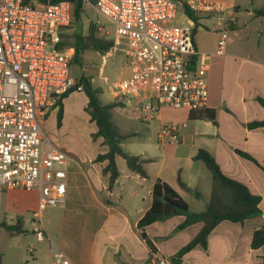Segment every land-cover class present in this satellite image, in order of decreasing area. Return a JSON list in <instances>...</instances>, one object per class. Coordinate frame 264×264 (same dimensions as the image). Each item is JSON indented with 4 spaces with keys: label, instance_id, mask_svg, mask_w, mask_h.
<instances>
[{
    "label": "crops",
    "instance_id": "crops-1",
    "mask_svg": "<svg viewBox=\"0 0 264 264\" xmlns=\"http://www.w3.org/2000/svg\"><path fill=\"white\" fill-rule=\"evenodd\" d=\"M205 1L223 2L228 7L226 15L234 14L237 18L229 32L231 37L229 35L224 55L216 53L217 15H199V27L194 35L197 52L205 56L209 64L207 109L215 111L216 123L191 119L190 113L185 110H161L158 117L151 121L156 123L157 132L162 124H177L180 126L181 141L178 144L158 143L160 148L155 154L149 156L145 152L138 155L151 161L145 165L146 179L133 172L148 183L147 197H142L140 202L133 201L132 207H137L135 209L129 208L122 196L112 199L114 192L106 191L108 175V184L102 179L91 182L87 177L85 183L81 177V166H69L65 203L54 207L60 209L57 218L55 216L58 228L52 234L48 230L46 232L50 239L51 235L58 239L59 243L55 245L73 264H147L149 261L151 264L153 254L140 239L136 226L151 206L152 187L160 179L178 192L190 211H204L211 196L212 174L203 161L195 160L200 150L209 152L226 176L258 195L261 198L259 207L264 212V127L248 128L250 123L264 121V108L257 101L258 97L264 99V18L255 15L258 9L246 8L247 16L258 20L257 26H254L253 19L240 23L238 15L242 5L235 0ZM185 17V21L179 25L194 24ZM67 100L68 97L63 100L65 116ZM50 111H58V108ZM97 141L106 147L102 149V154L106 153L107 146L102 144L101 139ZM237 151L248 153L260 166L241 157ZM97 164L103 172L106 162ZM179 176L188 188L200 193L201 198L184 190L179 184ZM34 192L36 194L0 189L1 230H7L5 226H18L23 233L32 232L31 219L39 197V193ZM134 197L138 198V194ZM184 220V216H175L145 228L156 248L154 255L157 258L174 256L203 227L202 223H197L172 234ZM262 227L264 215L247 219L244 223L224 221L210 234L207 248L197 246L183 257L181 264H261L264 246L253 249L251 242L253 233ZM15 235L18 234H9L12 239ZM167 236L170 237L163 239ZM4 261L0 264H4ZM48 263L49 247L43 261V264Z\"/></svg>",
    "mask_w": 264,
    "mask_h": 264
},
{
    "label": "built area",
    "instance_id": "built-area-1",
    "mask_svg": "<svg viewBox=\"0 0 264 264\" xmlns=\"http://www.w3.org/2000/svg\"><path fill=\"white\" fill-rule=\"evenodd\" d=\"M184 3L196 15H217L216 53L224 55L236 16L226 15L223 2ZM92 5L114 27L112 36L107 26L94 21V34L112 41L109 52L123 54L131 70L112 85L114 101L130 105L144 123L164 108L207 109L209 64L195 48L194 24H174L179 2L96 0ZM72 17L70 0H0V189L39 193L32 234L49 243L48 264H73L43 223L45 209L65 203L70 157L49 141L39 120L63 95L84 92L72 73L75 48L64 44ZM157 140L178 144L180 126L162 124ZM151 264L175 263L153 254Z\"/></svg>",
    "mask_w": 264,
    "mask_h": 264
},
{
    "label": "rangeland",
    "instance_id": "rangeland-1",
    "mask_svg": "<svg viewBox=\"0 0 264 264\" xmlns=\"http://www.w3.org/2000/svg\"><path fill=\"white\" fill-rule=\"evenodd\" d=\"M235 1L242 5V9L238 15L239 22L242 23L249 19H253L255 21L254 26L256 27L258 20L247 16L246 8L263 9L264 0ZM185 16L183 9L179 8L178 18L174 24L179 25L184 22L186 19ZM97 20L107 26L113 36L114 27L104 17L98 15L92 4L87 3L85 4L81 21L72 24L68 29L67 35L64 38L65 46L67 48L74 47V34H80L87 39L90 35L92 23ZM229 35L231 37V34ZM94 36L98 39H103V36L96 35V33ZM72 73L77 79H80L82 76L89 78L93 87L100 90V102L102 104H108L114 101L111 90L112 85L115 82L128 78L131 74V70L126 62L125 56L120 52H102L101 50L89 48L80 56L79 62L74 61ZM86 106V94L84 92H73L68 96L67 115H63L60 127L57 121L58 111H48L44 117H39V120L49 141L55 147L67 153L70 157L69 166H75V164L81 166V177L85 183H87V177L91 182L95 179L96 181L102 179L105 184H108L107 175H105L98 164L94 162L96 157L102 154V149L106 147L101 146L98 141H94L92 138V135L96 132V126L90 121V117L85 111ZM112 119L121 134L135 133L134 136L128 138L123 145L126 152L135 156L142 153L145 154L146 152L151 156L160 148L157 142L156 123H142L136 118L130 105L124 108H115L112 111ZM118 166L120 178L112 191L114 192L112 199L114 200L122 196L125 202H128L129 208L135 209L137 207H132L133 201L140 202L142 197L146 199L148 183L144 182L136 174H133V172L127 168L122 158L118 159ZM82 187L83 185L81 183V190ZM106 191L102 192L107 194ZM33 193L35 192L33 191ZM136 194H138V198L134 197ZM59 211L60 209L58 208L54 209V207H49L43 212L45 228L50 233L52 231L55 232L58 228L56 218ZM9 234L10 232L8 230L0 229V256L1 260H5L4 264H43L49 247L47 241L38 242L30 231L15 235L14 239L10 238ZM51 240L54 244L59 243L54 235H51ZM108 241L110 242L109 238ZM112 242H114V240ZM29 247L32 248L34 251L33 253L29 252ZM118 264L123 263L119 262Z\"/></svg>",
    "mask_w": 264,
    "mask_h": 264
},
{
    "label": "trees",
    "instance_id": "trees-1",
    "mask_svg": "<svg viewBox=\"0 0 264 264\" xmlns=\"http://www.w3.org/2000/svg\"><path fill=\"white\" fill-rule=\"evenodd\" d=\"M56 1V0H52ZM92 4L96 0H89ZM180 3V8L183 9L185 15L194 22V35L199 27L200 16L193 13L184 3V0H174ZM72 3V24H76L81 21L82 14L85 8L84 0H70ZM255 15L264 18V8L255 11ZM93 29H90V35L85 39L80 34H74L73 44L75 48L74 61L79 62L80 56L89 48L101 50L102 52H109L112 41L104 39H98L94 36ZM79 84L84 86V93L87 96L88 102L85 107V111L90 117V121L95 123L97 131L92 135L94 141L102 140V144L107 146L108 151L104 154H99L94 160L95 163L106 162V166L103 168V173L108 175L109 185L108 191H113L118 180L120 178V172L117 166V158H122L127 168L138 174L141 178L146 179L148 177L145 165L149 163L150 159L142 158L141 156H135L125 151L123 145L125 141L133 137L134 134H121L118 127L115 125L112 119V110L120 107L121 104L113 101L108 104H102L99 100L100 90L93 87L91 81L87 77H80L77 79ZM72 91L63 95L56 103L54 108H58L57 121L58 126H61V122L64 115L63 100L67 98ZM257 101L264 108V99L258 97ZM189 117L194 120H209L216 123V113L214 110L204 109L200 111L190 112ZM264 127V121L253 122L248 125L249 129ZM237 153L258 166L259 163L248 153L237 151ZM195 160H201L205 163L206 167L212 174V187L211 196L209 202L206 204L205 210L199 213L190 211L187 202L166 182L158 179L155 181L152 187V203L149 210L138 221L136 230L140 239L145 243L150 251V254L156 252V248L153 242L149 239L145 232V228L155 222H164L175 216H184L185 220L176 227L172 234L180 232L189 226L197 223H202L203 227L197 236L192 239L187 245L182 247L174 256L170 259L175 264H181L183 257L192 251L197 246H201L206 249L208 246V238L213 230L222 222L230 221L233 223H244L245 220L264 215V212L260 209L259 205L261 198L258 195H254L244 184L229 178L226 176L215 158L206 150H200L195 156ZM180 186L194 194L196 197L201 198V194L197 191H193L188 188L178 177ZM105 202H107L104 199ZM5 228L17 234L23 233L18 226H5ZM167 236L163 239L169 238ZM264 246V227L256 230L253 233L251 247L258 249ZM0 256V263H1ZM150 264V261L149 263ZM264 264V257H262V263Z\"/></svg>",
    "mask_w": 264,
    "mask_h": 264
}]
</instances>
